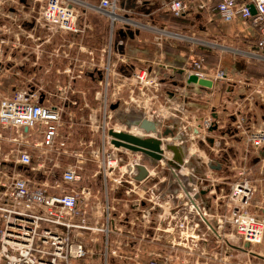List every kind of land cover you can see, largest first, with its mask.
I'll list each match as a JSON object with an SVG mask.
<instances>
[{"label":"built area","instance_id":"built-area-1","mask_svg":"<svg viewBox=\"0 0 264 264\" xmlns=\"http://www.w3.org/2000/svg\"><path fill=\"white\" fill-rule=\"evenodd\" d=\"M18 1L0 0V4L12 5ZM80 4L82 3L79 0H31L29 4L25 1L30 13L24 20L31 24V28L22 32L21 37L33 40L34 27L46 32L44 43L51 42L56 37L85 32L78 24L82 10L79 9ZM250 5L255 9L254 14L251 13ZM95 8L107 17L108 34L106 44L97 55L98 62L94 58L87 60L89 62L87 72L101 75L96 82L102 87V91L97 97L99 105L81 120L92 132L100 131L101 147L97 149V156L94 155V158H98V153L101 152L100 165L105 181L102 198L100 200L91 189L82 186V168L77 163L63 166L58 163L61 156L71 153L67 148L73 137L74 123L68 105L74 106L77 102L69 99L65 93L58 97L46 93L42 85L14 86L11 90L2 92L0 141L7 143L9 149L2 152L0 146V264H72L88 258L92 260L94 250L89 247V241L99 244L97 252L100 260L97 264H108L109 258L119 255L118 248L125 245L120 242L119 237L122 231L124 233L123 225L128 220L125 210L116 214L118 204L116 205V201L110 198L108 189L112 190L115 185L116 188L124 187L127 193L129 186L144 182L152 175H162L163 172H165L163 182L170 189L160 190L158 193L145 189L141 194H137L139 202L133 205V209L140 210L141 202H149L152 208L158 206L160 210L162 207L164 211L162 219L165 223H161L160 231L177 237L180 243L193 238V232L201 223H205L211 214L199 191L213 186L217 179L211 177L210 173L198 174V171L194 170L200 159L198 152L196 150L191 152L189 149L186 153V148L195 137L198 142L201 140L204 144L207 143L205 134L213 126V119H203L201 124L194 127L191 137L181 139L182 132L187 135L186 127L181 126L185 111L183 95H180L174 104L172 100L166 98L169 111L166 121L160 120L157 116L160 108H156L154 104L160 101V97L162 99V94L154 92L149 97L146 95L145 89L156 87L158 83L146 77L145 72L132 75L133 80L130 82L144 89L143 97L128 98L130 100L136 98L130 111L121 107V101L124 103L126 101L119 96L120 91L114 81V75L116 66L125 65L128 58L120 50L123 42L116 41L115 36L118 30L126 34L134 25L140 27L144 25L119 15L117 0H99ZM164 8L175 17L183 16L186 11V5L182 0H169L164 3ZM0 14L3 15V11ZM215 16L222 21L238 20L250 24L257 29V46L264 48V0H216ZM117 24L120 26L117 27ZM148 28L153 29L159 41L163 36L165 38L178 36L156 25ZM21 37L15 35L14 40L20 42ZM9 40L11 39L0 37V55L2 46L9 44ZM73 60L78 61L77 58ZM202 62V58L193 61L194 72L189 74L209 79L203 73L197 72ZM63 72L71 75L74 71L69 66ZM83 72V69L78 70L80 75ZM187 76L181 82L182 86H179L199 88L193 83L187 85ZM222 78L223 71H217L216 79ZM138 91L140 94L141 90ZM51 98L59 99V102L53 103ZM115 103L117 106L112 109L111 105ZM97 112L100 113V117ZM65 113L68 115L67 121H64ZM123 116L125 117L121 122ZM130 119L138 122L147 120L153 124L154 130L146 132L139 125H133ZM120 123H123L125 129H118L117 125ZM179 128H182L181 135L177 132ZM132 129H139L137 136L160 141L161 159L155 160L127 148L122 150L111 143L109 130L136 134ZM165 129H169L171 134L162 135ZM7 132L11 133L8 138L5 136ZM33 134L39 135V139L32 146L28 139ZM246 144L254 150L263 149L264 128L246 131ZM166 145L182 148L184 152L182 151L181 163L174 160L173 152L166 149ZM6 163H9L7 171L4 170ZM50 164L61 169L60 177L53 184L48 182V177L52 174ZM140 165L145 167L147 174L141 181H137ZM21 168L33 175H22ZM183 175L187 176L190 184L196 182L195 186L191 187L186 183ZM180 187L183 189L181 196L178 194ZM255 190L248 177V170L244 167L238 168L226 195L224 206L227 212L220 216L218 226L221 229L225 227L231 229L242 241L241 247L245 253L256 259L247 264H264V257L258 250L264 236V202L253 204ZM142 218L146 220V224L150 223L148 210L144 212ZM244 243L248 246L244 247ZM148 264H166V259H153Z\"/></svg>","mask_w":264,"mask_h":264},{"label":"crops","instance_id":"crops-1","mask_svg":"<svg viewBox=\"0 0 264 264\" xmlns=\"http://www.w3.org/2000/svg\"><path fill=\"white\" fill-rule=\"evenodd\" d=\"M25 1L29 4L31 0H19L12 5L0 4V12L3 11V15L0 14V37L11 39L9 44L2 46L0 55V94L14 86L42 85L46 93H52L56 97L65 93L69 99L77 102L74 106L68 105L69 108L75 109L85 103L87 106L84 110L87 116L95 109L90 107L89 102L98 104L97 97L102 87L96 80L101 75L97 73L92 75L90 72L88 75H80L78 70L83 69L85 73L89 69L87 66L91 58L98 62L97 55L106 44L107 36L101 45L96 46L91 39V42L88 41L96 34L99 21L107 23L106 18L95 8L99 0H79L82 3L79 9L82 10L78 24L85 32L60 37L63 41L62 46L66 49L63 50L65 52L63 63L58 68L50 61L45 66L43 75L40 72L38 74L35 69L39 53L27 51L31 40L21 37L22 32L31 28V24L24 20L30 13ZM168 1L117 0L118 13L144 25L145 28L139 25L130 26L132 36L129 31L115 36L116 41L123 42L120 50L124 52L128 61L125 65L116 66L114 81L119 88L120 97L141 98L144 89L130 82L133 80L132 75L145 72L146 77L158 83V86L147 87L145 91L148 97L154 92L162 94V99L160 97V101H156L154 106L160 108L157 116L164 121L169 111L166 98L172 100L174 104L178 97L183 95L185 111L181 126L186 127L187 135L179 128L177 132L180 135L183 133L181 139L191 137L192 130L201 124L203 119L211 118L214 124H217V130L206 132L207 143L204 144L201 140L198 142L195 137L186 148V153L189 149L191 152L196 150L200 157L194 170L198 171V174L210 173L211 177L217 179L213 186L199 191L211 214L206 222L201 223L193 232V238L180 243L177 237L160 231L161 223H165L162 219L164 211L161 206L162 211L158 206L152 208L149 202H141L140 210L132 208L139 202L137 194H141L145 189L157 193L170 189L163 182L165 172L129 186L127 193L124 187L116 188L114 185L112 190L108 189L109 196L116 201V205L120 202L123 204L122 208L116 210V214L125 210L128 220L123 225L124 233L122 231L119 237L120 242L125 245L118 248L119 255L109 258L108 264H148L153 259H166V264H247L256 259L245 253L241 247L242 241L231 229L227 227L221 229L218 223L220 216L227 212L224 203L229 185L235 179L238 168L244 167L248 170V177L256 189L255 193L259 191V195L264 196V190L258 187L264 182V148L254 150L246 144V131L264 128V48L257 46V29L250 24L238 20L227 22L216 18V0H182L186 5V11L181 17H175L165 10L164 3ZM155 25L178 36L169 38L163 36L159 41L153 29L148 28ZM119 26L120 24H117V27ZM32 30L33 34H36L38 28L34 27ZM15 35L21 37V43L14 40ZM52 42L53 40L46 42L45 47H50ZM5 49L8 51H4ZM50 53L45 52L48 54L47 57H51ZM73 58H77L78 61H74ZM200 58L203 62L197 72L211 79L212 86L200 89L180 87L184 78L194 72L192 62ZM69 66L74 71L71 75L63 72ZM219 70L223 71L224 78L217 80L216 73ZM173 81L180 84L175 85ZM213 115H216V119ZM74 125L76 126V123ZM211 138L213 141L209 142ZM80 139L83 141V138ZM0 146L2 152H6L3 141H0ZM70 154L61 156L59 161L65 160V156H73V159L80 156ZM96 177L97 175L92 176ZM184 179L191 187L195 186L196 182L190 184L187 176ZM101 182H105L103 175ZM82 186L91 189L101 200L105 183L104 186L100 184L92 188L90 184L82 182ZM178 192L179 196L183 194L182 187L178 188ZM260 202L263 201L253 200V204ZM147 210L149 224L142 218ZM263 247L262 242L259 250L264 257ZM93 257H98V261H94ZM93 257L91 264H97L100 260L97 251Z\"/></svg>","mask_w":264,"mask_h":264},{"label":"rangeland","instance_id":"rangeland-1","mask_svg":"<svg viewBox=\"0 0 264 264\" xmlns=\"http://www.w3.org/2000/svg\"><path fill=\"white\" fill-rule=\"evenodd\" d=\"M37 9H38V7L36 5V10ZM105 18H107V17H105ZM6 24H8V22ZM106 24L104 22L102 23L101 21H99V25H98L96 32H95L96 34H94V36L92 35L91 38L88 39V41L91 42V40H92V43H94L96 46L104 44L105 38L107 36L106 34L108 31V22ZM35 33L36 34H34L33 40L29 41L31 43L30 48H26V50L31 51V52L35 51V52L39 53V58H38L37 62H35L36 63L35 69L37 70L38 74L40 72V74L43 75L45 72V66H47L50 61H53V65L57 66L58 68H59V66L62 65V63H63L62 60H64V57H65V52L63 50H66V49L64 48V46H62L63 41L59 37H56L53 39V42H52L50 47H48V46L45 47V43L43 40L47 37L46 32L42 31V30H36ZM81 33H79V34H81ZM24 42H26V41H24ZM4 51H8V50L5 49ZM45 52H47V53L51 52L50 53L51 57H47L46 55H48V54H45ZM86 89L87 90L89 89L88 83H87ZM50 100L53 103L59 102V99H56V98H53ZM124 100L126 101V103H124V101H121V104H122L121 107L125 108V110L130 111L133 108L132 104L134 102H136L135 101L136 98L135 99L133 98L131 100L128 98H125ZM84 105H86V104L83 103L80 107L75 108V109L72 107L68 108V111L71 112L70 116H73L72 122L74 124L76 123V126L75 125L73 126V128L75 127L74 132H73V137H72V141L70 142V145H68L67 151L71 152L70 155L81 154L82 157H79L78 158L79 161L77 162V160H76L77 157H76V159H73L72 158L73 156H65V160L58 161V163L60 165L62 164V166L67 165L69 163L70 164L71 163H77L82 168V173H83V181L82 182H84L86 184H90V186H92V188H96L97 186H100V184L102 186H104V183L101 182V176H102V165H100L102 163L101 152L98 153V158H94V155L97 154L96 153L97 149L98 148L100 149V147H101V140L99 137L100 131H98V132L93 131L92 132L91 130H89L86 123L82 122L81 118L83 116L86 117V114H87V113H85L86 110H84V109L86 108V106H84ZM89 105H90V107L96 108L99 104H97V102H93V103L89 102ZM97 114L100 117V113L97 112ZM63 117H64V121H67V118H68L67 113H65V115ZM124 117L125 116H123L122 119H120L121 122L124 120ZM115 118L117 119V117H115ZM118 118H120V117H118ZM130 122L132 123L133 119H130ZM117 127H118V129H121V130L125 129V127L123 126V123L118 124ZM5 136H6V138H8L11 136V133L7 132V133H5ZM80 137L83 138V141H82V139H80ZM38 139H39V135L33 134L31 137H29L28 140L30 141V143L33 146V143L35 141H37ZM79 140L81 141L80 143H79ZM90 141L92 143H90ZM5 142H7V141H5ZM8 149H9V145L7 143H5V151L7 152ZM35 155H34V161H35ZM50 166L52 167V174L53 175L52 174L49 175L48 182H49V184H53L55 182V180L60 177L61 169L54 167L52 164H50ZM8 169H9V163H6L4 170L7 171ZM20 172L22 175H25V176L29 174V171H25V170H23V168L20 169ZM94 173H97L96 178H92ZM32 175H33V173L29 174V176H32ZM258 187L261 190H264V182L260 183V186H258ZM110 198H112V197H110ZM258 198L264 202V198L262 197V195H259V191L254 193L253 200L255 199L257 201V200H259ZM122 205L123 204L120 202L117 205V210L119 208H122ZM93 235H95V234H93ZM99 240H100V236H99ZM262 242L264 244V236H263ZM89 247L93 248L94 252H96L99 249V244H98V242L94 243V242L89 241ZM262 249L264 251V247ZM258 250H259V247H258ZM97 258L98 257H93V260L97 262L98 261ZM91 261L92 260L88 258V259L83 260L81 262H73L72 264H85L86 262L89 263Z\"/></svg>","mask_w":264,"mask_h":264},{"label":"water","instance_id":"water-1","mask_svg":"<svg viewBox=\"0 0 264 264\" xmlns=\"http://www.w3.org/2000/svg\"><path fill=\"white\" fill-rule=\"evenodd\" d=\"M250 10L251 13H255V9L253 5H250ZM119 35H123L122 30H118L117 32ZM129 34L132 36L133 33L132 31H129ZM182 73V71H180ZM196 84L199 88L202 87H211L212 86V81L210 79H205V78H199L196 74H189L186 78V84ZM173 84H177L176 82H173ZM184 84V83H183ZM182 86V84H180ZM117 104H112L111 108H116ZM213 118L216 119V115H213ZM133 125H139L140 128L144 129L146 132H151L154 130V126L151 122L147 120H141L140 122L138 121H133ZM218 126L217 124H214L209 128V131L217 130ZM26 130V128H25ZM171 131L169 129H165L163 131L164 136L170 134ZM109 135L112 137L111 143L116 146V147H123L127 148L131 151L134 152H140L148 157H151L155 160L161 159V153L162 149L160 147V141L155 138H144L140 136H136L127 132L123 131H113L109 130ZM209 142H212L213 139H209ZM166 149L170 150L174 154V160L177 161L178 163H181L182 159V148L178 147L176 145H166ZM171 164V163H170ZM147 174V171L144 166L140 165L138 167V175L136 176L137 181H141L145 175ZM244 247H247L248 244L244 243Z\"/></svg>","mask_w":264,"mask_h":264},{"label":"bare ground","instance_id":"bare-ground-1","mask_svg":"<svg viewBox=\"0 0 264 264\" xmlns=\"http://www.w3.org/2000/svg\"><path fill=\"white\" fill-rule=\"evenodd\" d=\"M82 60H86V59H82ZM86 61H87V60H86ZM88 73H89V72L85 71V73L83 72L82 74H86V75H88ZM135 131H136V134H134V135H136V136L139 135V132H138L139 129H137V130H136V129H132V132H133V133H135ZM170 134H171V133H170ZM120 148H121L122 150L125 149V148H122V147H120ZM125 150H127V149H125Z\"/></svg>","mask_w":264,"mask_h":264}]
</instances>
